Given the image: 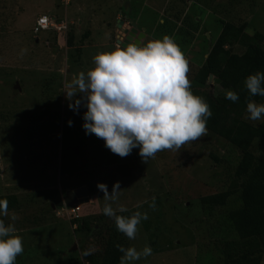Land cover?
<instances>
[{
	"label": "rangeland",
	"instance_id": "1",
	"mask_svg": "<svg viewBox=\"0 0 264 264\" xmlns=\"http://www.w3.org/2000/svg\"><path fill=\"white\" fill-rule=\"evenodd\" d=\"M6 2L8 4L5 3L2 7L0 5V20L8 22L6 26H2L0 33L5 37L0 42V111L8 112L10 108L23 107L22 109L27 114L23 116L22 123L27 127L35 124V130L39 132L44 122L58 119L60 142L57 150L53 151L51 160L45 161L44 159V162L40 160L41 157H34L37 154L36 151L30 155L23 153L21 156L25 162L23 163L14 158V146L11 149L4 146V143L9 140L5 138V142L0 146V194L9 191L7 186L10 182L9 168L19 174L21 170L27 169L26 165L35 171L38 167L39 171L42 169V180L49 179L50 176L52 179L56 174L59 185L63 182L62 173L65 169L67 173H74L73 175L81 172L82 180L85 177L83 171L94 174V171L100 170L102 175L110 174L105 177L108 179L105 181L111 185V189L114 183L119 182L120 184L117 200L113 204L114 209L122 206L127 209L126 215L132 210L146 212L148 215V219L142 220L138 225L137 235L135 239L129 240L127 248L135 247L141 250L148 245L152 248V254L141 258L134 264H221L218 259L213 262H201L199 259V256L206 252L207 244L212 240L213 233L207 229L204 230L198 223L203 218L207 220L208 215L204 213L201 206H198L196 212L183 213V204L197 203L199 205L201 197L227 188V174L225 175L223 166L212 158L211 153L224 157L223 159L229 161L230 166L234 168L240 155L231 145L227 144L224 139L210 134L202 136V141L200 143L198 141L197 148L191 151L193 159H188L177 151H166L161 154L157 152L154 158L143 162L139 155V148H134L129 155L120 157L105 147L103 139L97 138L94 134H85L82 127L83 113L87 110L85 107L81 106L79 111H73L69 108V101L62 94L63 105L59 114L57 113L59 108L55 102H51L52 106L46 108L38 104L35 97L40 93L39 87L48 73L54 71L64 73L63 77L68 83L71 80L68 64H72L71 72L75 75L80 72L86 73L94 68L93 57L95 55L111 52L117 47L111 43L116 35H122L121 31L113 25L114 38H111L110 25H104V22H112L119 9L123 20L125 13L131 14L138 28L146 32L147 42L157 40L154 38L155 34L150 35L149 33L151 28H157V30L160 28L158 21L159 23L165 22L164 16L169 17L170 21L167 23L170 27H174V30L184 25L188 19L192 26H198L194 37L189 41L190 44H184L180 35L170 36V38L178 45L187 60L195 62V65H201L206 57V51L212 46L213 39L220 32L221 19L237 24L246 23L245 31L250 34L256 30L264 33V0H188L191 5L187 7L183 0H72L67 7L63 6L60 0H7ZM83 7L87 10L84 11ZM75 9H80L82 12L80 16L85 19L90 15L91 18L99 16L97 22L92 23L94 35L90 39L89 36L83 39V35L90 30L89 26L92 24L86 21L89 26L85 23L86 27L83 26L80 35H77L78 21L75 20L72 24L75 27H71V31L75 33L77 41L71 48L63 43L62 49L59 50L53 43L56 34L54 31H42L38 35L41 38L38 39L39 44H32L34 35L32 28L39 14L46 13L50 16L67 14V18L71 19L76 18ZM81 46L82 53L79 56L76 48ZM244 49V46H235L238 53H242ZM8 64L12 67L3 68ZM10 70L11 73L8 72ZM16 81L21 85V90L18 87L15 88ZM211 83V88L217 93L220 88L215 84L214 78ZM262 119L264 120V116ZM69 120L72 121L73 126L78 124L79 129L74 128L72 135H65L64 131L70 127ZM8 122L11 123L12 128L14 127L13 129L16 128L14 120L9 121L8 119ZM9 134L10 138L15 135L14 133ZM45 144L46 142L41 141L35 147L48 148L49 144ZM255 146L257 153H264L260 144L256 143ZM96 162L100 166L109 165V168L103 172ZM13 166L16 168H12ZM20 167L21 169H18ZM69 177L64 178L67 181ZM81 179L77 178L76 181L81 182ZM29 185L34 186L33 183ZM153 197H155L154 208L150 207ZM102 200L104 199H101L103 205ZM28 201L30 199L25 198L22 204ZM92 202L89 200L84 204L86 210H89L88 206ZM98 202L99 199L96 205ZM42 206L46 205L41 204L36 198L31 201L33 211L27 213L17 209L8 212V216H5L8 222L14 223L16 229H23L19 236L22 237L26 254L24 260L28 257L33 261V253H35L34 258L38 257V260L30 264H78L80 261L83 262L79 251L80 235L74 230L77 225L72 223L70 213L67 211L59 213V209H54L55 214L49 213ZM221 210L223 209L219 208L216 212ZM12 215L17 217L15 221H11ZM105 219L102 227L106 226V222L111 221L108 216ZM29 220L34 223L28 222ZM196 220V226H194ZM23 222L24 225H21ZM41 223L47 224L43 227ZM197 224L201 225L199 229Z\"/></svg>",
	"mask_w": 264,
	"mask_h": 264
},
{
	"label": "trees",
	"instance_id": "2",
	"mask_svg": "<svg viewBox=\"0 0 264 264\" xmlns=\"http://www.w3.org/2000/svg\"><path fill=\"white\" fill-rule=\"evenodd\" d=\"M6 1L0 0L2 2L1 7L7 3ZM183 2L186 7L191 5L188 0H183ZM164 17L165 22L159 23L158 21L160 27L158 30L150 27V34H155V39L162 40L165 35L169 37L180 35L184 44H188L192 40L198 26H192L186 19L184 25L174 30V27H170V24L167 23L170 21L169 17ZM179 17L176 18L179 19ZM220 22L222 26L220 32L213 39L212 46L206 51V57L201 65H195V62L187 60L189 66L187 76L191 82L193 94L202 97L210 105L212 111V116L207 120L206 127L208 131L205 136L212 134L224 139L227 144L238 152L240 158L232 168L229 161H225L224 157L212 152V158L223 166L225 175L227 174V188L201 197L199 205L197 203L183 204V213L196 212L198 206H201L204 213L208 215L207 220L203 218L198 221L204 230L207 229L210 233H213L211 242L207 244L206 252L199 256L201 262H213L218 259L221 264H264V153H257V147L255 146L258 143L260 148L264 149V120L262 118L250 120L246 111L249 100L258 104L264 103V100L259 95L251 96L244 86V80L248 75L257 71L264 72V33L258 30L252 34L246 32V23H238V25L222 19ZM6 23H8L6 20L5 22L0 20V33L2 26H6ZM88 34L89 32L84 34L83 38L88 37ZM0 36L1 42L4 36L3 34ZM37 39L33 35L32 44L38 45L39 40ZM75 43V35L72 31L67 35L66 44L71 48ZM236 45L244 46V51L238 53L235 50ZM76 50L80 53L82 48L79 47ZM6 67H12V65L8 64L3 68ZM21 67L23 66L21 65ZM69 68L70 73L74 74L71 72L72 64H69ZM8 72L11 73L12 71ZM210 75H213L215 84L220 88L217 93L211 88ZM65 84L66 80L61 72L48 73L39 87L40 93L35 97L37 103L48 108L52 106L51 102H55L59 108L57 113L60 114ZM228 90L238 94L239 98L236 102L225 98ZM22 108L14 107L10 108L8 112L0 111V146L5 142V138H8L9 140L4 143V146L9 147V149L14 146V158L21 160L23 163H25L21 157L23 153L30 155V153L36 151L37 154L34 157H41L40 160L42 161L44 159L45 161L51 160L53 151L57 150L60 142V135L58 134L60 129L59 120L55 118L52 122H44L39 132L35 130V124L32 127H27L22 123L23 116L27 114ZM8 119L9 121L14 120L15 129L12 128ZM74 128L78 130V124L66 128L64 134L72 135ZM9 133H14V137L10 138ZM41 141L49 144V147L45 148L46 150H43L45 146L42 148L35 147ZM198 141L199 143L202 141L201 137L187 142L179 149H165L158 151V153L177 151L183 156L185 155L186 158L193 159L191 151L197 148ZM52 161L54 162V160ZM111 161L113 162V157ZM22 166H25V164H22ZM26 167L27 169L21 170L19 174L11 168L8 170L10 182L7 186L9 191L0 194V199L8 201V212L17 209L27 213L33 211L31 201L37 198L41 204L46 205L42 206L45 211L55 214L56 209L52 205L53 202L61 199L68 188L86 185L89 193L94 198V202L89 204V210L85 209L86 205L81 206L77 212L78 217H73L71 220L74 225H77L74 230L80 235L79 251L82 254L81 258L84 260L78 264H120V257L123 254L117 246L127 248L130 239L117 230L113 218H111L110 223L106 222V226L102 227L106 220V215L103 214L104 200H102L103 205L101 204V199L104 198L103 193L97 189V184L102 182L107 184L108 189L111 191V185L105 181L108 180L105 177L110 174L102 175L100 170L94 171V174L83 171L85 177L82 180L81 172L73 175L74 173H67L65 169L62 173L63 182L59 185L56 174L52 179V176H50L49 179L42 180V169L39 171L37 167L36 172L29 165H26ZM98 167L106 172L109 165H99ZM12 168L16 167L13 166ZM18 169H21V167ZM68 176L70 177L66 181L64 177ZM77 178H80L81 182L76 181ZM29 183H33L34 186H30ZM22 196L25 197L22 198ZM25 198L26 200L30 199V201L22 204ZM98 199L99 202L96 205ZM23 206L25 207L23 208ZM219 208L223 210L216 212ZM134 212L136 211H129L128 215H126L127 211L117 212V214L130 216ZM47 215L50 216L48 213ZM0 219H4L6 224L10 223L7 217H0ZM55 220L58 222L57 219ZM28 222L32 221L29 220ZM196 222L197 220L194 221V226H196ZM46 224L41 223L43 227ZM21 225H24V222ZM197 226L199 229L200 226L198 224ZM22 232L23 229H16L15 234L20 235ZM88 249H93V251L90 255L85 256L84 252ZM25 256L24 250L22 254L17 256L16 264H24V262L30 264L38 260V257L37 259L34 258L35 253H33V261L29 260L28 257L24 260Z\"/></svg>",
	"mask_w": 264,
	"mask_h": 264
},
{
	"label": "clouds",
	"instance_id": "3",
	"mask_svg": "<svg viewBox=\"0 0 264 264\" xmlns=\"http://www.w3.org/2000/svg\"><path fill=\"white\" fill-rule=\"evenodd\" d=\"M71 2L72 0L64 4L61 0V4L66 7ZM65 10L67 12V8ZM43 15L58 21L65 20L67 28L61 31L55 28L36 31L37 20ZM120 20L123 19H119L118 24ZM73 23L67 18V14L50 16L43 13L36 17L32 30L38 39L42 31H54L55 46H58L59 36L63 37L67 46V35L72 32ZM129 24L126 23V27ZM142 31L144 30L140 32ZM144 33L146 34L145 31ZM117 37L119 39V35ZM144 41H147L146 37ZM115 45L117 47L111 52L98 53L93 57L94 68L86 73L71 74L70 77L73 78L64 86L69 108L73 111H79L81 106L87 109L83 113L82 125L86 135L94 134L103 139L105 147L120 157L129 155L134 148H139L142 161L147 162L158 151L179 149L187 142L207 134V120L212 116L210 105L202 97L193 94L187 76L188 61L169 36L165 35L162 40L149 41L146 45L133 42L121 47L118 40ZM16 83L19 84L18 81ZM19 86L21 90V85ZM244 86L251 96L264 97V72L257 71L248 75ZM225 98L236 102L239 97L236 92L228 90ZM246 111L250 120H259L264 116V103L258 104L249 100ZM68 125H72L71 120ZM83 187L87 189V195L82 193L81 196H73L76 190H82ZM119 188V182L114 183L111 191L107 184H97V189L103 193V214L114 219L119 232L129 239H135L138 225L142 220L148 219V215L140 211L130 216L118 215L117 211H127L122 206L118 209L113 207ZM67 197L71 200L70 204L65 202ZM89 200L94 202L88 187L82 185L68 188L65 195L52 205L59 209V213H70L72 219L78 217V210ZM60 201L63 202L62 206L57 205ZM150 207H155V197ZM73 208L75 212L72 211ZM5 216H8V201L0 199V217ZM10 219L15 221L17 217L12 215ZM15 233L14 223L6 224L4 219H0V264H16L17 256L24 252L22 237ZM117 247L123 254L120 264H134L152 254V248L148 245L141 250L135 247ZM92 251L93 249H88L84 255H90Z\"/></svg>",
	"mask_w": 264,
	"mask_h": 264
},
{
	"label": "water",
	"instance_id": "4",
	"mask_svg": "<svg viewBox=\"0 0 264 264\" xmlns=\"http://www.w3.org/2000/svg\"><path fill=\"white\" fill-rule=\"evenodd\" d=\"M122 23H124V21L120 20V22L118 24V29L121 31V34H122V35H119V39H118V42H120L121 47H124L125 45H127L129 43H133V42L138 43V44H144V45L147 44V41H144L146 34L144 33V31L139 32L138 26L133 19H130V24H129L130 26L123 27ZM212 79H213V75H210V81ZM16 85L20 89L19 84L16 83ZM82 193H84V195H87V189L85 187H83L82 190H76V192L74 193L73 196H75V197H76V195L81 196ZM86 201H88L87 197H86ZM65 202L70 204L71 200H69V198L67 197L65 199ZM57 205L62 206L63 202L60 201L57 203Z\"/></svg>",
	"mask_w": 264,
	"mask_h": 264
},
{
	"label": "crops",
	"instance_id": "5",
	"mask_svg": "<svg viewBox=\"0 0 264 264\" xmlns=\"http://www.w3.org/2000/svg\"><path fill=\"white\" fill-rule=\"evenodd\" d=\"M101 6V5H100ZM83 9H84V11H86L87 10V8L86 7H83ZM75 12H76V18H71V20L73 21V22H75V20H76V22L78 21V27H77V29H76V34L77 35H80V33H81V29L83 28V26H85V23H86V21H88V22H90L91 24L93 23V24H95L96 22H97V19H98V15H97V18H93V16H92V18H91V15H90V17L88 16V18H83V17H81L80 16V14L82 15V12H80V9H75L74 10ZM105 13H106V11H105ZM104 13V14H105ZM121 10L119 9L118 11H117V14H115L114 16H115V19H113V21L112 22H104V25H110V35H111V38H114L113 37V25L115 26V27H117V24H116V22H117V20L118 19H120L121 18ZM53 16H61L60 14H53ZM82 18V19H81ZM87 24V23H86ZM88 25L89 26V29L90 30H88L87 31V33L89 32V34H88V36H89V39L94 35V25ZM103 25V26H104ZM74 26V25H73ZM72 26V27H73ZM75 27V26H74ZM86 27V26H85ZM102 27V26H101ZM75 34V33H74ZM85 34V33H84ZM118 35H116V37H117ZM116 37L114 38V40H113V42L111 43V45L113 44V46L115 45V42H116ZM82 38V37H81ZM80 38V39H81ZM87 38V37H86ZM41 39V38H40ZM83 39H85V38H83ZM75 41H77L76 40V38H75ZM63 43H65V41H64V39H63V37H61V36H59V39H58V46H57V48L60 50V49H62V47H63ZM77 45H78V43H77ZM95 45V44H94ZM79 46V45H78ZM96 46V45H95ZM79 48V47H78ZM81 48H82V46H81ZM78 53V55L79 56H81V53H82V51L79 53V52H77ZM68 66H69V64H68Z\"/></svg>",
	"mask_w": 264,
	"mask_h": 264
},
{
	"label": "built area",
	"instance_id": "6",
	"mask_svg": "<svg viewBox=\"0 0 264 264\" xmlns=\"http://www.w3.org/2000/svg\"><path fill=\"white\" fill-rule=\"evenodd\" d=\"M64 4H68L70 0H62ZM55 28L59 31L67 28V22L65 20L58 21L56 18L47 17L45 15L38 18L35 30L39 31L42 29ZM75 212V209H72Z\"/></svg>",
	"mask_w": 264,
	"mask_h": 264
},
{
	"label": "flooded vegetation",
	"instance_id": "7",
	"mask_svg": "<svg viewBox=\"0 0 264 264\" xmlns=\"http://www.w3.org/2000/svg\"><path fill=\"white\" fill-rule=\"evenodd\" d=\"M128 14H124V26H126V23H130V19H132V16H131V14L130 15H128ZM120 19H122V18H120ZM134 20V19H133ZM118 21H119V19L117 20V22H116V24H117V26H118ZM141 30H139V32H140ZM150 34V33H149ZM151 35V34H150Z\"/></svg>",
	"mask_w": 264,
	"mask_h": 264
}]
</instances>
